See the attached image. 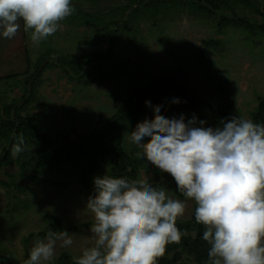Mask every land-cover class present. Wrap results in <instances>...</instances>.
<instances>
[{
  "label": "rangeland",
  "instance_id": "obj_1",
  "mask_svg": "<svg viewBox=\"0 0 264 264\" xmlns=\"http://www.w3.org/2000/svg\"><path fill=\"white\" fill-rule=\"evenodd\" d=\"M242 1L71 0L74 13L39 46L23 27L13 39H0V115H10L7 125L0 123V264H23L36 238L49 231L75 233L70 248L57 249L53 264L65 256L73 263L90 246L92 215L85 208L90 193L80 176H112L118 158L109 141L95 144L87 137L158 79L174 78L216 110L253 119L264 102V0H250L258 10ZM238 21L251 28L235 26ZM111 33L116 38L111 59L84 64L76 74L67 62L106 54ZM174 98L149 102L166 109L168 118L195 114L205 126L218 125L172 103ZM153 118L151 107L143 105L125 123L122 149L138 162L134 179L185 200L170 175L137 156L140 150L128 141L138 122ZM20 125L26 127L19 133L25 150L13 157ZM194 210L187 199L176 223L195 222ZM176 264L197 261L183 252Z\"/></svg>",
  "mask_w": 264,
  "mask_h": 264
},
{
  "label": "clouds",
  "instance_id": "obj_2",
  "mask_svg": "<svg viewBox=\"0 0 264 264\" xmlns=\"http://www.w3.org/2000/svg\"><path fill=\"white\" fill-rule=\"evenodd\" d=\"M74 11L71 0H0V39H13L23 27L39 46ZM145 104L154 118L138 122L128 141L140 150L137 156L169 174L186 199L141 179L93 177L85 205L92 215L90 246L72 257L73 264H156L165 246L181 239L176 221L187 199L195 204V222L204 226L206 264H264V123L236 115L210 127L195 114L168 118L166 109ZM24 145L18 135L11 155ZM74 235L47 232L23 264H53L57 249L70 248Z\"/></svg>",
  "mask_w": 264,
  "mask_h": 264
},
{
  "label": "trees",
  "instance_id": "obj_3",
  "mask_svg": "<svg viewBox=\"0 0 264 264\" xmlns=\"http://www.w3.org/2000/svg\"><path fill=\"white\" fill-rule=\"evenodd\" d=\"M248 8L257 9V5L251 2L250 0L242 1ZM233 23V22H231ZM235 26L243 28H251V26L247 25L246 22L240 24V21L234 23ZM264 31V26L260 28ZM111 45L106 54H98L94 56H85L83 62H72L68 63L72 69H74L76 74H80L82 67L84 64H90L96 60H109L114 54V50L116 47V38L115 33H111ZM172 95L175 98H179L180 104L184 107H187L191 110L198 111L199 113L205 115L206 117L212 119L217 124L221 119H230L233 116H230L226 113L220 112L215 108L209 106L205 102H202L200 99L196 98L186 86L185 83L181 81H177L171 77H162L155 81L152 88L147 91L145 94H141L130 99L128 105L121 109L116 116L108 121L102 122L101 129L97 133H93L92 135L87 137V141H94L95 144L101 143L103 139H106L111 144V152L118 158L117 162V170L112 175L113 177H125L129 180H133L138 172V162L131 160L124 153L122 149V133L125 129V123L133 118V115L136 112L140 111V108L145 105V101H155L158 97ZM4 119L0 115V123L3 125H7L10 122V115H5ZM257 123H264V102L259 107L258 112L252 119ZM26 127L18 126L16 128L15 138L25 130ZM14 138V139H15ZM80 179L88 190L90 194H92V180L93 176L89 172H84L81 174ZM176 226L181 231V239L178 243H171L165 246V252L162 256L157 258L156 264H176L181 253L185 252L189 255H192L197 264H206L207 262V249L209 245L201 239L202 233L204 231V226L195 222H187V223H176ZM196 231V238L186 237V234ZM45 237V234H41L36 239H41ZM173 253V257L169 258L168 255ZM59 264H73L70 262L68 256H65L60 260Z\"/></svg>",
  "mask_w": 264,
  "mask_h": 264
}]
</instances>
